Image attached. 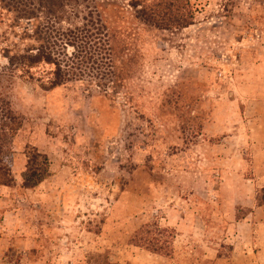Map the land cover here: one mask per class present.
I'll return each mask as SVG.
<instances>
[{"label": "rangeland", "instance_id": "374dc122", "mask_svg": "<svg viewBox=\"0 0 264 264\" xmlns=\"http://www.w3.org/2000/svg\"><path fill=\"white\" fill-rule=\"evenodd\" d=\"M130 1H94L112 52L106 86L45 90L48 64L33 78L0 71V98L24 120L16 183L0 187V264H218L213 243L233 257L228 224L212 219L218 175L205 156L217 138L202 126L218 102L264 90V0H190L195 23L172 30L141 21ZM20 23L0 14V65L7 40L31 44ZM28 144L50 159L51 177L34 189L21 186ZM179 213L190 237L173 224Z\"/></svg>", "mask_w": 264, "mask_h": 264}, {"label": "trees", "instance_id": "16d2710c", "mask_svg": "<svg viewBox=\"0 0 264 264\" xmlns=\"http://www.w3.org/2000/svg\"><path fill=\"white\" fill-rule=\"evenodd\" d=\"M95 0H0V14H10L9 27L26 21L23 36L31 44L19 48L7 42L1 50L7 62L1 69L32 73L33 68L48 64L53 68L45 90L74 82L104 87L111 79L113 60L110 38ZM136 16L160 30L187 28L195 23L190 0H131ZM30 23V24H29ZM23 117L7 99L0 98V187H12L16 179L12 169L15 136L23 126ZM22 188L34 189L51 177L47 153L28 144ZM264 193V191H263ZM264 197L259 202H263ZM156 252V251H155Z\"/></svg>", "mask_w": 264, "mask_h": 264}, {"label": "crops", "instance_id": "0c3cea01", "mask_svg": "<svg viewBox=\"0 0 264 264\" xmlns=\"http://www.w3.org/2000/svg\"><path fill=\"white\" fill-rule=\"evenodd\" d=\"M261 33L264 36L263 29ZM242 97L240 101L237 97L234 102H218L210 119L202 126L208 141L217 138L209 142L211 153L205 156L212 173L218 175L211 188L212 219L228 224L230 237L227 239L231 241L229 247L233 255L229 258L221 256L218 248L222 244L213 243L214 259L218 264L227 261L231 264H264V201L258 200L259 192L264 191V90L259 99H252L248 93ZM180 206L185 207L183 204ZM179 217L180 224L172 222L182 232L179 237H190L189 231H183L186 224L183 219L187 216L179 213ZM201 218L195 215V218L188 219L191 222L196 220L195 232L199 230V235L205 237L209 232L205 227L203 230L198 228V224L203 222ZM180 247L183 248L182 245ZM177 263L185 262L180 259ZM78 264H84V261Z\"/></svg>", "mask_w": 264, "mask_h": 264}]
</instances>
